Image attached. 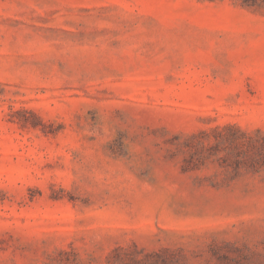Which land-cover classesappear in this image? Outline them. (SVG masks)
Instances as JSON below:
<instances>
[{
    "label": "rangeland",
    "instance_id": "obj_1",
    "mask_svg": "<svg viewBox=\"0 0 264 264\" xmlns=\"http://www.w3.org/2000/svg\"><path fill=\"white\" fill-rule=\"evenodd\" d=\"M0 264H264V0H0Z\"/></svg>",
    "mask_w": 264,
    "mask_h": 264
}]
</instances>
